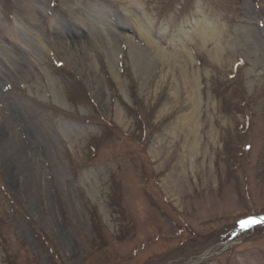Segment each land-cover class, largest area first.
<instances>
[{
	"label": "rangeland",
	"instance_id": "1",
	"mask_svg": "<svg viewBox=\"0 0 264 264\" xmlns=\"http://www.w3.org/2000/svg\"><path fill=\"white\" fill-rule=\"evenodd\" d=\"M0 264H264V0H0Z\"/></svg>",
	"mask_w": 264,
	"mask_h": 264
},
{
	"label": "bare ground",
	"instance_id": "2",
	"mask_svg": "<svg viewBox=\"0 0 264 264\" xmlns=\"http://www.w3.org/2000/svg\"><path fill=\"white\" fill-rule=\"evenodd\" d=\"M131 3H132V0H131ZM28 10H30V9H28ZM29 12H31V11H29ZM132 18V17H131ZM132 20H133V22H136L137 23V21L135 20V19H133L132 18ZM142 25H139L138 26V29H139V31H140V33L139 34H141L143 37H145L146 39L148 38V37H146V33H145V30H144V28L143 27H141ZM149 39V38H148ZM150 43H151V45H153V46H156V43H153L152 41H150ZM196 101V99L194 100V99H191L190 100V107H189V111L185 114V116H184V119L185 120H187L188 118H191V119H194L195 118V114H196V107H194V106H192L193 105V103ZM22 150L24 151L23 153L24 154H28V152H27V150L25 151V149L24 148H22Z\"/></svg>",
	"mask_w": 264,
	"mask_h": 264
},
{
	"label": "snow or ice",
	"instance_id": "3",
	"mask_svg": "<svg viewBox=\"0 0 264 264\" xmlns=\"http://www.w3.org/2000/svg\"><path fill=\"white\" fill-rule=\"evenodd\" d=\"M243 223H246V222H243Z\"/></svg>",
	"mask_w": 264,
	"mask_h": 264
}]
</instances>
